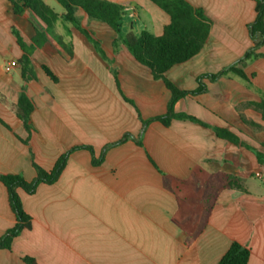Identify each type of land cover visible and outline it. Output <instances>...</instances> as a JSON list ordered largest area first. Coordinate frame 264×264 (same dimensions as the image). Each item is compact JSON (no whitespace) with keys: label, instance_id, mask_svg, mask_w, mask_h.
<instances>
[{"label":"crops","instance_id":"1","mask_svg":"<svg viewBox=\"0 0 264 264\" xmlns=\"http://www.w3.org/2000/svg\"><path fill=\"white\" fill-rule=\"evenodd\" d=\"M107 1L126 9L122 33L159 35L169 22L150 0ZM187 1L201 7L212 26L202 49L164 76L191 90L198 75L219 71L250 48L247 25L255 12L253 0ZM48 5L64 12L60 4L58 11ZM75 15L99 41L104 58L85 34L58 20L53 32L71 43L72 58L35 48L37 79L24 82L18 62L22 52L10 27L29 42L31 24L40 31L46 25L30 9L14 15L8 0H0V174L32 180V159L50 169L73 146L91 145L98 158L107 144L125 133L131 137L108 147L98 165L87 149L74 150L56 182L40 183L33 194L18 189L31 226L14 237L10 249H0V264H26L23 256L37 264H216L233 241L250 249L247 264H264V163L249 148L264 153V130L250 128L237 111L264 93V56L243 68L251 87L237 76L205 79V92L174 103L175 112L209 126L172 119L167 126L154 120L143 128L141 119L166 112L170 91L123 44L114 45L117 34L109 25L80 8ZM258 51L264 53V46ZM22 88L34 104L29 133L14 110ZM242 112L264 126L255 110ZM213 126L231 130L245 145L218 137ZM14 224L0 181V236Z\"/></svg>","mask_w":264,"mask_h":264},{"label":"trees","instance_id":"2","mask_svg":"<svg viewBox=\"0 0 264 264\" xmlns=\"http://www.w3.org/2000/svg\"><path fill=\"white\" fill-rule=\"evenodd\" d=\"M56 1L64 9V12L61 14L56 13L44 0H8L10 9L14 15L21 17L25 9H30L46 25L45 30L40 31L31 24L33 34L30 36L29 42L24 40L20 30L16 26L10 27L11 33L14 35L22 52L18 60L22 80L28 82L37 79L36 68L32 60V53L35 48H43L49 54L58 52L65 60L72 58L71 43H66L59 35L53 32V27L58 20L64 25L69 23L85 34L96 52L104 58L99 41L94 39L80 26L75 15L76 10L80 8L86 13L88 18L102 21L109 25L117 34L114 45L118 43L123 44L140 64L150 69L152 77L154 79H162L170 91V99L166 112L163 115L141 119L143 128L150 121L154 120L167 126L172 119L190 120L203 126H209L207 123L192 115L175 112L174 103L187 95H197L205 92L207 88L204 82L205 79L215 81L221 76H237L248 87H251V81L245 74L243 68L249 60L264 56V53L258 51L264 46V0H253L255 16L253 21L247 25L248 34L252 41L250 48L235 62L223 67L219 71L198 75L196 78L197 86L191 90L179 89L164 76V73L174 64L182 63L190 59L204 46L212 26V21L205 15L201 7L193 6L187 0H150L169 17V22L164 25L162 32L159 35H155L146 30L136 33L132 29L122 33L121 27L127 12L124 6L118 3L107 0ZM66 32H69L68 27H66ZM49 36L55 40L59 49L54 47ZM40 68L54 82L57 81V77L46 65H41ZM124 99L133 104L131 100L125 97ZM33 108V101L25 93L24 88H22L14 105V110L28 133L34 130L30 120V114ZM246 108L258 112L264 121V93H260V101L258 102H244L237 106L240 118L246 125L254 130H264L262 124L256 123L244 116L242 111ZM212 128L218 137L233 144H244L231 130L217 126H213ZM130 137L131 135L129 133H125L121 139L107 144L102 149L98 158L94 156V149L91 145L73 146L61 153L50 169L41 167L32 159V165L35 170V177L32 180H26L22 175L17 173L0 174V181L6 187L9 208L15 217V224L0 236V249H10L14 237L21 231L29 229L31 226V217L22 207L18 189L23 190L27 194H33L40 183L53 184L56 182L66 165L69 154L77 149H87L92 156V164L98 165L102 161L103 154L108 147L119 144ZM136 142L141 144L140 139L136 140ZM262 145H264L263 142ZM249 148L254 151L258 162L264 163V153L252 147ZM230 181L233 186L244 190L234 177H230ZM249 256L250 249L248 247L237 241H233L216 264H247ZM22 260L26 264H37L29 256H23Z\"/></svg>","mask_w":264,"mask_h":264},{"label":"rangeland","instance_id":"3","mask_svg":"<svg viewBox=\"0 0 264 264\" xmlns=\"http://www.w3.org/2000/svg\"><path fill=\"white\" fill-rule=\"evenodd\" d=\"M47 3L50 4L52 7H54L56 11L61 9V6H59V4H56L55 2H53L51 0H48Z\"/></svg>","mask_w":264,"mask_h":264}]
</instances>
